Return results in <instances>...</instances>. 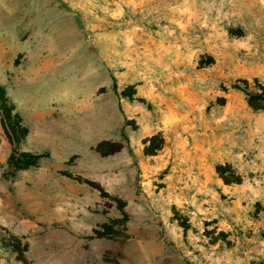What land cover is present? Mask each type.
<instances>
[{
	"label": "rangeland",
	"instance_id": "374dc122",
	"mask_svg": "<svg viewBox=\"0 0 264 264\" xmlns=\"http://www.w3.org/2000/svg\"><path fill=\"white\" fill-rule=\"evenodd\" d=\"M47 7L66 12L51 14L48 37L69 73L73 60V91L90 107L77 116L82 144L123 145L69 162L76 173L66 175L103 193L46 190V114L30 106L46 99V73L33 67L46 60ZM0 59V84L29 129L18 140L0 115V264H264V111L233 87L264 83V0H0ZM113 78L133 97L116 94ZM153 136L164 141L149 155ZM13 149L45 157L12 176ZM219 164L242 182L225 183ZM67 197L82 200L68 216L73 226L90 216V233L65 221L24 226L57 217L54 204Z\"/></svg>",
	"mask_w": 264,
	"mask_h": 264
},
{
	"label": "crops",
	"instance_id": "0c3cea01",
	"mask_svg": "<svg viewBox=\"0 0 264 264\" xmlns=\"http://www.w3.org/2000/svg\"><path fill=\"white\" fill-rule=\"evenodd\" d=\"M46 9V60L39 59L37 64L33 67V73L36 76H41L46 73V99L41 103L34 102L30 106V109L34 111L36 118L39 119L46 114V177L49 178V181H46V190H56L63 184H65V186L70 185L71 187L80 188L87 183L78 180L76 176L66 175V171L73 174L76 173L72 167L70 168L68 166L69 162L76 156H82L83 152L91 151L92 146H96L99 141L96 140L92 142L91 139H88L84 145L82 144V130L80 120L77 116L82 106L83 108H88L89 106L82 105V103L77 100V95L73 91V86L76 84V73L74 71L73 60L68 61L71 67V73H69L67 69H63L67 66L66 59H62L59 55L54 57L51 56L52 53L58 52V49L54 48L57 46L56 40L48 37L51 33V25L53 22L51 14L57 15L60 21L62 12L60 7H55L53 11H50L48 7ZM62 14V18L65 20L66 12L64 11ZM53 44L55 45L53 46ZM12 57H14V55ZM0 62H2V59H0ZM95 73L96 72L91 71V76L95 75ZM0 76H2V73H0ZM80 79L81 84L83 83V76H81ZM113 82L112 79V81H110L112 89ZM67 87L72 88L70 93L67 92ZM96 89H98L97 84ZM38 132L37 130L36 133ZM35 150L40 151V149L37 148ZM62 170L65 174L61 172ZM77 173L82 175L80 172ZM82 176L86 177L84 175ZM53 181L55 182L53 183ZM73 201L75 202L73 203ZM63 202L64 203L57 202L54 204V213L58 214L57 217L26 219L23 222L24 226H27L29 229L37 228L38 222L40 221H44L45 223L46 221L48 223L65 221L66 223H70L72 229L78 234L79 232L83 234L90 233L93 229L90 216L87 217L89 219L86 221H82L81 223L76 222V226L72 225L75 217L72 218L68 216L69 210L78 212V208L82 206V200L67 197ZM89 250L91 252L93 249ZM81 253L82 256H86L87 249H81ZM42 262L46 264V260ZM85 262L86 259L83 258L81 264H86Z\"/></svg>",
	"mask_w": 264,
	"mask_h": 264
},
{
	"label": "trees",
	"instance_id": "16d2710c",
	"mask_svg": "<svg viewBox=\"0 0 264 264\" xmlns=\"http://www.w3.org/2000/svg\"><path fill=\"white\" fill-rule=\"evenodd\" d=\"M113 81V89L116 94L124 98L133 97V94L119 92L115 79ZM240 82L242 83V85L238 82L235 83L233 87L238 88L247 94L248 103L252 107V109H254L255 111H264V83H262L258 78L254 79L253 86L247 79L240 80ZM0 115L4 128H6L7 130H12V132L17 135L16 138H18V140L22 141L26 138L29 129L26 125L23 124V118L21 113L18 111L16 104L9 97L5 86L2 84H0ZM156 140L157 136H153L146 140V143L149 142V144L146 146V154L154 155L159 149H161L164 141L163 138L158 144L156 143ZM122 147V143L113 142L111 140H102L97 144L96 150L100 154L106 156L121 150ZM43 157H45L44 153L13 149L7 161L11 168L9 172L10 175L14 176L20 170L27 169L33 166H39L40 160ZM216 169L218 174L223 178L224 182L227 184L241 183L243 180L242 176L238 174L229 164H219L217 165ZM77 179L86 182L90 186L100 190V192L102 193L104 192V189L102 188L100 183L83 179L82 177H77ZM123 215L127 216V213L123 211ZM104 227L109 229V226L107 224H105ZM94 232L98 237L107 236L105 231H100L99 229H95Z\"/></svg>",
	"mask_w": 264,
	"mask_h": 264
}]
</instances>
